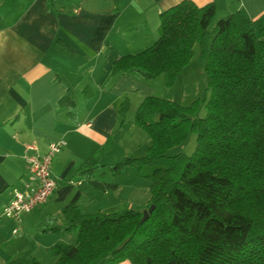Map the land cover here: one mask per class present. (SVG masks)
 Segmentation results:
<instances>
[{
    "label": "trees",
    "instance_id": "obj_1",
    "mask_svg": "<svg viewBox=\"0 0 264 264\" xmlns=\"http://www.w3.org/2000/svg\"><path fill=\"white\" fill-rule=\"evenodd\" d=\"M199 61L207 80L203 99L182 106L150 96L137 108L134 123L151 141L145 156L113 165L91 157L76 172L108 193L118 185L94 181L98 170L117 178L125 168L137 169L150 184L147 205L95 214L69 205L42 230L76 234L74 244L49 248L53 264H264V14L253 20L238 11L217 20L214 3L184 0L161 14L158 40L116 60L112 75L163 77L173 88ZM59 106L75 117L74 93ZM128 109L126 101L119 128ZM191 133L197 136L191 155L168 154ZM9 264L41 263L20 256Z\"/></svg>",
    "mask_w": 264,
    "mask_h": 264
},
{
    "label": "crops",
    "instance_id": "obj_2",
    "mask_svg": "<svg viewBox=\"0 0 264 264\" xmlns=\"http://www.w3.org/2000/svg\"><path fill=\"white\" fill-rule=\"evenodd\" d=\"M182 1L0 0V264L20 256L53 264L49 248L74 244L76 234L42 230L46 220L73 203L88 214L147 205L150 184L137 169L125 168L117 178L98 170L94 181L118 185L108 193L76 172L91 157L113 165L146 155L151 141L134 117L145 98L162 95L164 78L112 71L120 57L151 47L159 38L161 14ZM191 1L199 7L214 3L220 18L238 11L253 20L264 14V0ZM68 91L77 102L73 118L59 106ZM126 101L129 109L119 128L118 112ZM58 140L65 145L52 163L55 194L21 224L1 216L28 179L27 147L45 154Z\"/></svg>",
    "mask_w": 264,
    "mask_h": 264
},
{
    "label": "built area",
    "instance_id": "obj_3",
    "mask_svg": "<svg viewBox=\"0 0 264 264\" xmlns=\"http://www.w3.org/2000/svg\"><path fill=\"white\" fill-rule=\"evenodd\" d=\"M64 145L63 140L51 142L45 154H40L34 145L27 147L28 179L23 188L14 190L13 198L4 207L1 216L21 224L25 215L49 201L58 187L52 172L53 159ZM17 232L18 228L14 230V233Z\"/></svg>",
    "mask_w": 264,
    "mask_h": 264
},
{
    "label": "rangeland",
    "instance_id": "obj_4",
    "mask_svg": "<svg viewBox=\"0 0 264 264\" xmlns=\"http://www.w3.org/2000/svg\"><path fill=\"white\" fill-rule=\"evenodd\" d=\"M220 17H217L219 20ZM217 21L212 24V28L215 27ZM183 76L180 75L181 78L177 80L176 86L173 88H167L163 86L164 92L160 97L174 101L182 106H189L197 99H203L206 95V87H207V80L206 74L204 71V61L196 62L186 68L185 72H183ZM209 96V93L207 94ZM207 113V109L202 106L199 116L201 118L205 117ZM197 136L195 133H191L189 136L188 141L185 144L180 146L174 147L172 150L169 151V155H175L178 153H184L187 155H191L197 145ZM129 168V167H128ZM48 257H52L48 253ZM54 258V257H53ZM44 264H52L48 263V260H42ZM120 264H130L128 261L122 262Z\"/></svg>",
    "mask_w": 264,
    "mask_h": 264
},
{
    "label": "water",
    "instance_id": "obj_5",
    "mask_svg": "<svg viewBox=\"0 0 264 264\" xmlns=\"http://www.w3.org/2000/svg\"><path fill=\"white\" fill-rule=\"evenodd\" d=\"M144 213H145L144 219H146L148 217V212L145 211Z\"/></svg>",
    "mask_w": 264,
    "mask_h": 264
}]
</instances>
